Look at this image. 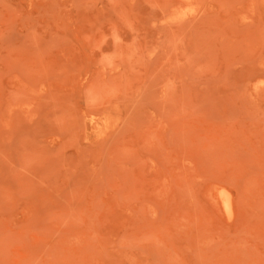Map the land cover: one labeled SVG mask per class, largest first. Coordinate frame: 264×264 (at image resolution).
<instances>
[{"label":"rangeland","instance_id":"rangeland-1","mask_svg":"<svg viewBox=\"0 0 264 264\" xmlns=\"http://www.w3.org/2000/svg\"><path fill=\"white\" fill-rule=\"evenodd\" d=\"M0 264H264V0H0Z\"/></svg>","mask_w":264,"mask_h":264},{"label":"bare ground","instance_id":"bare-ground-1","mask_svg":"<svg viewBox=\"0 0 264 264\" xmlns=\"http://www.w3.org/2000/svg\"><path fill=\"white\" fill-rule=\"evenodd\" d=\"M218 194L221 195L220 196L221 197L220 199H222L221 205L224 208V212H225V210L231 211V196H230V194L227 191H225V190H219Z\"/></svg>","mask_w":264,"mask_h":264}]
</instances>
